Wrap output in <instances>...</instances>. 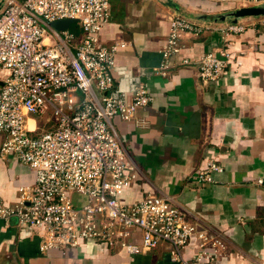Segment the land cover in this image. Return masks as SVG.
<instances>
[{"label":"built area","instance_id":"1","mask_svg":"<svg viewBox=\"0 0 264 264\" xmlns=\"http://www.w3.org/2000/svg\"><path fill=\"white\" fill-rule=\"evenodd\" d=\"M221 1L244 7L264 3ZM110 8L111 0H6L0 13V152L30 167L35 183L20 190L17 202L0 200V220H14L36 234L42 251L78 248L81 241L95 240L138 255L166 244L177 264H216L223 242L189 221L169 198L149 194L130 203L122 198L138 173L114 120H131L153 98L142 84L131 95L115 89L116 57L130 43L101 41ZM65 20L76 22L80 33L52 27ZM244 30L229 26L223 32ZM202 32V26L174 18L157 72L168 75L182 34ZM230 58L228 51L208 53L197 61L185 58L180 65L196 67L210 82L222 76ZM48 111L54 123L47 119L53 125L43 129L37 118ZM221 172L223 167L210 160L192 179L201 185L216 183L213 174ZM196 236L199 251L186 260L183 252Z\"/></svg>","mask_w":264,"mask_h":264},{"label":"crops","instance_id":"2","mask_svg":"<svg viewBox=\"0 0 264 264\" xmlns=\"http://www.w3.org/2000/svg\"><path fill=\"white\" fill-rule=\"evenodd\" d=\"M5 5L0 0V13ZM250 7L263 8L264 3L111 0L110 19L100 34L107 45L118 39L130 43L116 57L117 92L131 95L142 84L153 98L131 120H114L138 173L122 198L128 203L149 194L169 198L189 221L223 242L216 264H264V12L233 15ZM176 17L202 26L203 32L182 34L179 54L163 76L157 71ZM229 26L245 30L226 34ZM224 51L231 54L229 67L217 81L206 82L196 67L180 65L185 58L197 61ZM2 141L0 135V150ZM210 160L223 167L213 174L217 182L193 181ZM34 183L30 167L0 152L1 201L17 202L20 190ZM199 244L197 236L191 238L183 252L186 260ZM41 247L36 234L14 220H0V264H177L166 244L138 255L95 240L66 250Z\"/></svg>","mask_w":264,"mask_h":264},{"label":"water","instance_id":"3","mask_svg":"<svg viewBox=\"0 0 264 264\" xmlns=\"http://www.w3.org/2000/svg\"><path fill=\"white\" fill-rule=\"evenodd\" d=\"M264 12V7L263 8H257V7H250V8H242L234 12V16L241 17L245 15H259ZM74 21L72 20H65V21H57L52 23V27L55 28L56 30H64L68 29L70 24L73 23Z\"/></svg>","mask_w":264,"mask_h":264},{"label":"rangeland","instance_id":"4","mask_svg":"<svg viewBox=\"0 0 264 264\" xmlns=\"http://www.w3.org/2000/svg\"><path fill=\"white\" fill-rule=\"evenodd\" d=\"M47 119H50V122L54 123V114L52 111H48L44 116L37 118L40 127H43V129H48L53 125L52 123L51 124L47 123Z\"/></svg>","mask_w":264,"mask_h":264},{"label":"trees","instance_id":"5","mask_svg":"<svg viewBox=\"0 0 264 264\" xmlns=\"http://www.w3.org/2000/svg\"><path fill=\"white\" fill-rule=\"evenodd\" d=\"M77 26L78 25L76 24V22H73L70 24L69 29L78 34V33H80V29H77L78 28Z\"/></svg>","mask_w":264,"mask_h":264}]
</instances>
